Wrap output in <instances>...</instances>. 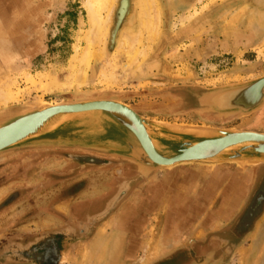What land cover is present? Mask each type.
<instances>
[{
  "label": "rangeland",
  "instance_id": "1",
  "mask_svg": "<svg viewBox=\"0 0 264 264\" xmlns=\"http://www.w3.org/2000/svg\"><path fill=\"white\" fill-rule=\"evenodd\" d=\"M89 1L100 28L91 21ZM126 1L120 18L117 9L124 0H0V95H10L8 100L0 97V118L34 102L106 96L162 123L264 131V104L239 116L219 114L200 103L210 91L264 76V0H146L143 12L136 0ZM143 19L156 24V40ZM123 35L134 44L137 63L131 66L127 46L120 44ZM90 38L94 44L87 70L80 60ZM83 71V85L60 87L71 74ZM252 169H260L257 185L250 181ZM138 176L140 182L114 215L97 219L105 223L97 240L62 264H151L159 254L149 261L142 256L152 246L156 251L166 242L183 247L192 239L212 248L219 232L227 241L237 238L238 231L246 233L247 210L264 188V164H182L144 175L136 164L96 148H15L0 154V223H15L12 229L1 226L0 250L25 245L21 237L31 231L59 228L83 220L85 212H99L124 181ZM139 189L146 190L140 199ZM69 194L75 196L72 202L66 199ZM234 196L233 212L220 217ZM86 202L91 206L85 210ZM73 206L79 216H72ZM263 215L258 219L262 223ZM170 232L173 238L163 240ZM7 234L10 238L2 240ZM127 239L129 260H113L118 257L116 241ZM138 244L144 246L135 251ZM226 249L229 256L219 264H264V228L259 224L257 235ZM210 256L192 264H211Z\"/></svg>",
  "mask_w": 264,
  "mask_h": 264
},
{
  "label": "water",
  "instance_id": "2",
  "mask_svg": "<svg viewBox=\"0 0 264 264\" xmlns=\"http://www.w3.org/2000/svg\"><path fill=\"white\" fill-rule=\"evenodd\" d=\"M116 100L122 101L101 96L50 107L31 103L0 118V154L26 146L91 147L136 164L144 175L182 164H264V131L162 123ZM200 103L219 114L249 115L264 104V76L210 91ZM59 114L65 115L51 119Z\"/></svg>",
  "mask_w": 264,
  "mask_h": 264
},
{
  "label": "flooded vegetation",
  "instance_id": "3",
  "mask_svg": "<svg viewBox=\"0 0 264 264\" xmlns=\"http://www.w3.org/2000/svg\"><path fill=\"white\" fill-rule=\"evenodd\" d=\"M252 171L250 181L251 183L254 182V185H257L262 182V180L258 182L259 177L257 175L255 176V174L260 172L257 169L253 172ZM133 180L135 179H128L124 181L125 184L123 185V188H121L119 192L109 200V202L107 201L108 203L106 206L99 212H95L90 215L85 212L83 220H78V222L75 223H71L72 221H68V223L64 222L59 228H40L38 231H31L21 237L25 239V245L16 243L13 248L9 246L7 250H0V264H62L65 261L75 259L79 255L78 251L82 249V246H89L97 240L99 230L105 225L104 222V224L97 223V219H99L102 215H106L107 218L112 217L115 210L130 196V190L132 191L135 182H140V176L136 178V181ZM262 189L263 190L254 195V198L251 201L252 203L247 210L246 218L248 228L246 233L244 231H238L237 238L231 237V240L227 241L226 238L222 236V233L219 232L216 238L212 240V248H209L208 242L202 243L197 239L191 238V242L189 244H185L183 247H174L168 249L167 251L163 250V253L154 258V260L151 261V264H192L202 258L204 254L208 255L209 253H211V264H219L220 261L224 262L226 259L225 257L229 256V254L227 255L226 253V248L234 250L235 247H237L238 242L241 241V239H244L247 235L248 239H250V233L255 228L256 222L264 214V208L262 209L264 205V188ZM156 190L157 185L153 187V191ZM145 191L146 190L139 189L137 193L138 199L145 196ZM252 193L253 192L250 191L251 196ZM156 194H158V191L153 192V196ZM153 196L152 199H154ZM74 197L75 196L69 194L66 199L72 202ZM235 198L237 197L234 196V198L228 199L229 207L223 206L221 208L219 211L220 217H222L220 213L228 214L233 212V208L236 207ZM84 204L83 208L85 210L91 206L89 205L91 203L86 202ZM71 212L74 217L76 215H80V210L74 206L71 209ZM63 218L64 217H62V219ZM122 218L123 217H120V219ZM68 219L72 220V218H67L66 220ZM14 225L15 223H11L2 226L0 223V229L1 226L4 227L5 230L6 228L12 229ZM169 234L172 235L171 232L166 233V239L163 240H171L173 236L170 235V237L167 238ZM8 238H10V235L7 234L2 238V240H7ZM128 240L129 239L126 241ZM27 242L30 243L27 244Z\"/></svg>",
  "mask_w": 264,
  "mask_h": 264
},
{
  "label": "bare ground",
  "instance_id": "4",
  "mask_svg": "<svg viewBox=\"0 0 264 264\" xmlns=\"http://www.w3.org/2000/svg\"><path fill=\"white\" fill-rule=\"evenodd\" d=\"M112 2L114 0H111ZM126 0H124L123 3H121L120 7L117 9V11L119 12V16L120 18H122L124 16V14L126 13ZM145 3H146V0H136V4L138 5L139 8L142 9V12H143V9H145ZM150 4V3H149ZM154 4V3H153ZM88 5H89V11H90V14H91V21L92 23L94 24H97L98 28H100L101 26V20L99 18V15L95 12V9H94V4L89 1L88 2ZM156 6V4H155ZM155 6H153L155 9ZM113 10V9H112ZM115 10V9H114ZM155 15V14H154ZM102 17V16H101ZM153 17V15H152ZM143 24L146 25V27H148L150 31V34H151V40H156L157 36L159 35L158 33V28L156 26V24H153L152 25H149L147 22H146V19H143ZM103 27V26H102ZM97 31V30H96ZM101 31V29H100ZM97 35H100V33H96ZM107 35V33H105ZM110 34V33H109ZM108 34V36H109ZM135 36V35H134ZM94 37V36H93ZM136 37V36H135ZM120 44L123 45V46H127V55H128V59H129V63L127 66H131V63L134 64V63H137L135 62L136 61V57H135V51H134V44L131 42V40L123 35L120 39ZM140 41V40H139ZM94 44V39L93 38H90L89 39V43H88V49L85 53H83V57L82 59L80 60V62L84 63V67L87 69L89 64H90V61H91V58H92V53L93 51H91V47L93 46ZM122 46V48H123ZM125 50V49H124ZM95 55V54H94ZM77 56V55H76ZM77 60V59H76ZM76 64V63H75ZM77 69V68H76ZM88 70V69H87ZM79 72V71H78ZM82 72V71H81ZM87 80V74L85 73V71H83V73H78L77 75H72L70 77H68L64 82H61L60 84V87H66V88H70V87H73L75 85L78 84L79 85H83L85 83V81ZM57 81V80H56ZM57 84V83H56ZM59 84V83H58ZM62 85V86H61ZM56 86V85H54ZM4 91V90H3ZM12 95V94H11ZM1 98L5 99V100H8L10 98V95L7 94V93H3L0 95ZM115 100V99H113ZM61 101V100H60ZM79 101V100H78ZM78 101H75V102H78ZM117 102L119 103H123L119 100H116ZM74 102V101H73ZM61 103H54V104H49L48 106H55V105H60ZM123 104H126V103H123ZM128 107L129 105L126 104ZM46 106V107H48ZM13 107V106H12ZM132 108V107H130ZM133 110H135L134 108H132ZM136 111V110H135ZM137 112V111H136ZM138 113V112H137ZM139 114V113H138ZM65 114H59V115H56L54 117H52L51 119H57V118H60L61 116H63ZM140 115V114H139ZM141 116V115H140ZM144 123H145V120H144ZM148 154V153H147ZM232 208V207H231ZM170 236V234L168 235V237ZM133 239V238H132ZM136 240V239H135ZM87 255V254H86ZM111 257V256H110ZM98 260V259H97ZM94 262V261H93ZM84 263V262H83Z\"/></svg>",
  "mask_w": 264,
  "mask_h": 264
},
{
  "label": "crops",
  "instance_id": "5",
  "mask_svg": "<svg viewBox=\"0 0 264 264\" xmlns=\"http://www.w3.org/2000/svg\"><path fill=\"white\" fill-rule=\"evenodd\" d=\"M1 32V31H0ZM259 172H260V169L258 170ZM264 216V215H263ZM261 220L262 219H260V220H258L257 222H256V225H255V228L253 229V231H251V233H250V238L251 237H253L255 234L257 235V232H258V229H259V224H260V230L262 229V228H264V217H263V223L261 222ZM263 224V225H262ZM118 229H120V231H119V234L121 233H123V230H124V228L122 227V226H118ZM100 230H102V228L100 229ZM99 230V231H100ZM123 235V234H122ZM170 237V236H169ZM168 237V238H169ZM129 241V240H128ZM128 241H124V240H120V241H116V243H115V255H117L118 257H116V259H113V260H117V261H128L129 260V249H130V244H129V242ZM167 243V245H165V244H163V247L161 246V244H158V246H159V251L157 250H155V245L154 246H152V248L149 250H147V252L146 253H144L143 254V256H142V259L145 261H149V260H152V259H150V257H152V256H157V254H161V253H163V250H165V251H167L168 249H171V248H174V247H177V244H171V243H168V242H166ZM142 246H144V245H137V248L135 249V251L137 250H140V248L142 247ZM156 249H157V247H156ZM156 258V257H155ZM133 259H135L134 257H133ZM132 259V260H133Z\"/></svg>",
  "mask_w": 264,
  "mask_h": 264
}]
</instances>
